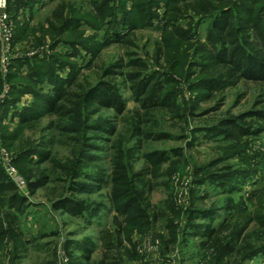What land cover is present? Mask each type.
Returning <instances> with one entry per match:
<instances>
[{
    "label": "trees",
    "instance_id": "trees-1",
    "mask_svg": "<svg viewBox=\"0 0 264 264\" xmlns=\"http://www.w3.org/2000/svg\"><path fill=\"white\" fill-rule=\"evenodd\" d=\"M85 2L86 5L76 0H57L49 14L39 21L35 20L39 7H34L44 5V0H8V13L14 25L9 48L19 45L20 49L9 57L4 75L0 64V94L7 87L0 102L1 139L8 150H14L12 162L30 195L52 182L51 171H65L64 180L70 184L50 206L77 217H85L86 212L87 217L94 216L100 204H87L66 192L70 188L85 191V184L78 179L82 175L96 183L106 181L102 169L92 177L82 168L83 161L93 162L97 158L90 153L98 150L89 142L91 139L109 143L116 152L111 172V183L116 185L112 201L121 217L114 216V229L101 235L99 257L93 256L97 245L89 236L66 239L62 250L67 264H122L118 250L124 247L128 258L140 259L131 243V231L149 227L162 214L148 212L149 204L133 206L140 202L139 198L142 202L146 188L151 186L144 173L125 179L128 160L142 151L145 141L183 140L182 146L170 151L141 154L148 172L156 175L165 163L169 173L178 172L184 151L191 150L201 137L228 143L226 147L231 151L248 147L250 141L264 134V0ZM159 6L162 13L157 16L153 8ZM115 8L120 11L117 13ZM154 18L159 20L160 25L154 27L159 36L149 45L145 41L139 46V32L153 29ZM203 20L209 22L202 39L195 29ZM61 44L68 49L58 51ZM113 44L119 45L121 53L104 61V50ZM42 47L45 51L40 56ZM82 52L86 53L83 58ZM249 84L255 85L259 93L248 109L237 113L221 111L227 92L238 91V98ZM126 90L136 103L133 108L127 106L123 95ZM184 91L189 93L187 98ZM25 95H30L32 101L18 108ZM203 103L212 104L201 108ZM100 109L112 110L114 117L93 120ZM159 113L181 119L185 127L173 135L161 126L156 118ZM15 119L18 124L9 131V124ZM195 119L198 122L193 124ZM44 120L45 125L41 126ZM28 129H38L42 135L32 139L25 134ZM56 131L64 134L61 144L66 146L70 145L68 140L73 141L72 158L65 166L57 165L52 152V145L58 141L53 134ZM44 132L49 134L45 137ZM128 143L131 145L127 146ZM170 153L176 160H171ZM221 159L212 157L193 163L190 169V203L181 232L197 237V247L202 251L200 264H241L253 252L264 251V196L256 201L257 209L253 212H248L247 201L254 204V191L246 197L247 201L242 198L233 203L231 198L225 199L222 207L226 215L215 223L214 202L208 206L204 200L209 195L197 190L206 183L219 188L221 194L238 189L232 181L238 172H224ZM45 162L48 167L43 166ZM135 178L139 179L137 187L132 185ZM124 195H128V200H122ZM172 199L169 195L167 207L174 216L178 211ZM28 205L31 204L26 194H21L0 168V252L12 264H19L26 257L27 245L33 241L25 238L19 224ZM198 219L206 222H196ZM176 227L168 222V228L173 230L172 244L177 239ZM44 264L53 262L46 260Z\"/></svg>",
    "mask_w": 264,
    "mask_h": 264
},
{
    "label": "rangeland",
    "instance_id": "rangeland-1",
    "mask_svg": "<svg viewBox=\"0 0 264 264\" xmlns=\"http://www.w3.org/2000/svg\"><path fill=\"white\" fill-rule=\"evenodd\" d=\"M78 3L86 5L87 0H76ZM118 0H114L116 2ZM57 0H44V5H35L39 9L36 11L35 20L42 21L45 16H47L52 9L53 5ZM112 3V2H111ZM129 4V0L127 2ZM161 4V3H160ZM118 13L120 10L115 8ZM153 13L161 15L162 8H153ZM199 20L198 18L196 19ZM207 20H203L198 24L195 32L201 34L202 39L205 36V28L208 25ZM13 24V23H12ZM158 18H154L153 29H146L139 32L138 44L142 46L145 41L147 45L159 36L158 30L154 27L159 26ZM14 26V25H13ZM149 48V46H147ZM20 49L19 45H15L14 48H9L8 56H15ZM68 49L66 45H59L58 51H63ZM137 50V49H136ZM45 51V47L39 49V55L42 56ZM139 51V49H138ZM121 53V48L118 44H113L106 48L103 52L102 58L104 61L115 57L117 54ZM82 58L86 56L85 52L81 53ZM81 60V58H80ZM79 60V61H80ZM89 71H86V73ZM65 73V72H63ZM257 87L253 84H249L246 90L238 98L236 94L238 91L230 90L227 92L225 104L222 106V110L229 109L232 113H237L248 109L251 104H253L254 98L258 95L259 91ZM47 91V90H45ZM241 91V90H240ZM187 91H184L183 95L187 98L189 95ZM124 97L128 100V108H133L136 103L131 100L130 92L128 90L123 91ZM238 99V100H237ZM32 101L30 95H25L21 97L18 108L23 107L27 103ZM181 99H178L179 103ZM212 103H203L201 108L211 105ZM162 115V117H160ZM102 116H109V118L114 117V113L109 109H100L97 114L93 115V120L100 118ZM156 118L160 120L161 126L168 130L173 135H178L182 128L185 127L183 121L179 118H168L166 113L156 114ZM17 119L9 124V131H12L14 127L18 124ZM46 120L43 121L41 126L45 125ZM198 120H193V124H196ZM7 123L6 119L4 124ZM119 129L121 133H124L123 124L120 123ZM119 131V133H120ZM25 134L30 138H38L41 136V131L38 129L34 131L28 129ZM47 134L44 132V136ZM57 143L52 145V152L55 156L57 165L62 164V166L67 165V160L72 158L73 149L72 140L68 144L63 145L64 134L60 131L53 133ZM103 133H99L98 136H102ZM69 136L72 134L69 133ZM121 135V134H120ZM119 135V136H120ZM105 136V135H103ZM111 140H115L116 137H111ZM102 140H97L95 138L91 139L89 142L98 146V150L90 152L97 156L96 160L93 162L83 161V172L91 174L93 177L95 172L100 168L102 169L105 182L96 183L90 179H86L83 175L78 179L80 182L85 184V191L81 193L78 191L71 190L66 192L67 195L73 198L83 199L87 204L93 202L100 204L97 213L94 216L87 217V212L85 217L72 216L65 213L61 209H52L51 202L60 197L63 193V188L65 185H69L67 181L64 180L66 177L65 171H60L55 169L50 172L51 183L39 188L33 195L28 192V187L24 186L22 188L17 187L21 194H26L29 198L30 204L26 208V213L20 218V228L25 235V238L33 241L27 245V255L22 257L19 264H44L46 260H50L55 264L56 259L59 257L60 253L63 251V243L66 239H80L84 236H89L97 245V250L94 252L93 256L95 258L99 257L101 254V235L105 230H112L114 219L113 217L121 214L117 212L116 205L112 201L113 190L116 185L111 183V172L113 171V159L116 156V152L113 148L109 147V143H103ZM3 144V143H2ZM131 145L128 143L127 146ZM228 143H219L218 141L205 139L201 137L191 150H185L186 154L184 161L177 167L178 172L174 171L169 173V165L165 163L154 175L152 172H148V165L141 157V154L145 151L152 150H165L170 151L173 147H179L183 145V140L179 139H169L163 141H145L142 151L137 152L132 158L127 162V176L126 180L133 179L135 174L144 173L146 178L150 180V188H146V191L141 198L140 202H136L133 206L136 208L147 206L149 204L148 212L155 213L162 212L159 219L151 222L149 227H143L139 229H133L131 232V243L135 244V251L140 256V259H130L127 255V250L124 248L118 251L122 254L123 263L122 264H200V259L202 256V251L197 247L198 239L197 237L190 236L188 234H182L181 229L184 224L187 208L190 203V192L189 187H191V165L193 163L203 162L212 157H220V166L223 168L224 172L228 170H236L238 173L233 176V184L238 188L233 193H218L219 188H215L213 184L206 183L205 185L198 186L197 190L201 193H207L209 197L204 200L208 206L210 204H215L216 213L215 223L221 220L226 213L223 211V202L225 199L231 198L233 203L239 201L240 199H246L248 196H252L251 193L254 191L255 194L252 197L254 204L247 201L248 212L257 209L256 203L261 195L264 196V134H261L257 139L250 141L248 147H237L229 151L226 147ZM4 145V144H3ZM6 148V147H5ZM7 149V148H6ZM8 150V149H7ZM8 152L14 155V150L10 149ZM87 151L84 152L86 154ZM171 154V153H170ZM257 156V157H256ZM171 160H176L174 155L171 154ZM14 165V164H13ZM48 162L44 163V167H48ZM17 170L16 165H14ZM232 167L231 169H228ZM0 168H3L0 163ZM18 171V170H17ZM122 180V179H121ZM124 180V179H123ZM138 178L133 180L132 185L137 187ZM125 181V180H124ZM122 181V182H124ZM187 182V183H186ZM66 185V186H67ZM126 194V193H124ZM169 195L175 200L174 204L177 209V213L173 216L170 209L167 207V200ZM128 195H124L122 200H128ZM222 200V202L220 201ZM257 201V202H256ZM261 202V201H260ZM264 202V199H262ZM146 204V205H145ZM131 213L129 216H131ZM151 221V218H149ZM171 221L177 226V239L176 243L172 244V233L173 230L168 228V222ZM196 222H206V220H197ZM188 232V231H186ZM36 238V239H34ZM157 241V243H154ZM167 244V248L165 247ZM126 248L129 249V245L126 244ZM0 264H12L9 258L0 252ZM228 264H234L230 262ZM241 264H264V251H255L248 258H246Z\"/></svg>",
    "mask_w": 264,
    "mask_h": 264
},
{
    "label": "built area",
    "instance_id": "built-area-1",
    "mask_svg": "<svg viewBox=\"0 0 264 264\" xmlns=\"http://www.w3.org/2000/svg\"><path fill=\"white\" fill-rule=\"evenodd\" d=\"M13 33V24L8 13V0H0V43H1V71L4 75L7 69L9 60L8 50L10 47V38ZM7 92V87L4 88L0 94V102ZM0 163L2 164L6 175L9 179L19 188L25 186L24 178L15 169L12 162V155L8 152L2 144L1 131H0ZM154 243H157L155 241ZM58 264H67V256L62 251L58 257Z\"/></svg>",
    "mask_w": 264,
    "mask_h": 264
}]
</instances>
